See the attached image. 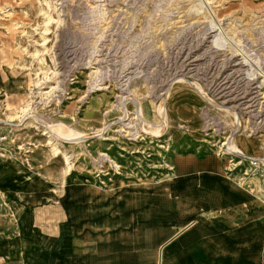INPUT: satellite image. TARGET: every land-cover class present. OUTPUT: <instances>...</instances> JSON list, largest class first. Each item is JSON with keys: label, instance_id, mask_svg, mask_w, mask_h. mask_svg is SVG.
I'll return each instance as SVG.
<instances>
[{"label": "rangeland", "instance_id": "374dc122", "mask_svg": "<svg viewBox=\"0 0 264 264\" xmlns=\"http://www.w3.org/2000/svg\"><path fill=\"white\" fill-rule=\"evenodd\" d=\"M203 4L0 0V218L14 177L147 179L197 145L264 193L230 161L264 159V0Z\"/></svg>", "mask_w": 264, "mask_h": 264}, {"label": "crops", "instance_id": "0c3cea01", "mask_svg": "<svg viewBox=\"0 0 264 264\" xmlns=\"http://www.w3.org/2000/svg\"><path fill=\"white\" fill-rule=\"evenodd\" d=\"M13 180L0 264H264V198L202 145L147 179Z\"/></svg>", "mask_w": 264, "mask_h": 264}, {"label": "bare ground", "instance_id": "6f19581e", "mask_svg": "<svg viewBox=\"0 0 264 264\" xmlns=\"http://www.w3.org/2000/svg\"><path fill=\"white\" fill-rule=\"evenodd\" d=\"M206 1V0H205ZM204 3V0H199V5H200V7L199 8H202L203 6L202 5H204L203 4ZM210 9V8H209ZM196 10H198V8L196 9ZM214 20H212V22H213ZM213 25L215 24L214 22L212 23ZM217 24V23H216ZM223 34L222 33H219L218 35H217V37H216V42L217 43H219L220 45L222 44V43H224L223 42V40H225L223 37ZM221 38H223L222 40H221ZM218 44V45H219ZM223 45V44H222ZM25 110V109H24ZM166 115V114H165ZM166 118V117H165ZM239 148L236 144H233L232 146H231V151H233L234 153L235 152H239V150H237V149ZM231 156L233 157L231 160H234V161H232L233 162V164H235V161H236V158H238V157H241L242 158V156H239V155H235V154H231ZM242 160V159H241ZM241 160L238 158V164H241L242 162H241ZM71 168V167H70ZM258 196H259V198L261 197L262 198V196H264V193H262V194H258Z\"/></svg>", "mask_w": 264, "mask_h": 264}, {"label": "built area", "instance_id": "2783aa9c", "mask_svg": "<svg viewBox=\"0 0 264 264\" xmlns=\"http://www.w3.org/2000/svg\"><path fill=\"white\" fill-rule=\"evenodd\" d=\"M241 152L242 151H239V156H242L243 154H241ZM243 158H242V160L243 159H248L249 160V162H250V164H252L254 167H256V168H258V167H261V166H264V159H262V158H257V157H252V156H249V155H244V156H242Z\"/></svg>", "mask_w": 264, "mask_h": 264}]
</instances>
